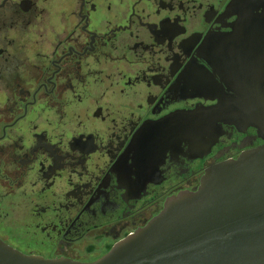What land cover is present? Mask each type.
Masks as SVG:
<instances>
[{
  "label": "flooded vegetation",
  "instance_id": "1",
  "mask_svg": "<svg viewBox=\"0 0 264 264\" xmlns=\"http://www.w3.org/2000/svg\"><path fill=\"white\" fill-rule=\"evenodd\" d=\"M260 106L264 0H0V239L100 260L264 146Z\"/></svg>",
  "mask_w": 264,
  "mask_h": 264
},
{
  "label": "water",
  "instance_id": "2",
  "mask_svg": "<svg viewBox=\"0 0 264 264\" xmlns=\"http://www.w3.org/2000/svg\"><path fill=\"white\" fill-rule=\"evenodd\" d=\"M254 114L264 125L263 107ZM0 264L86 263L28 256L0 239ZM90 264H264V146L212 164L199 189L168 200L145 228Z\"/></svg>",
  "mask_w": 264,
  "mask_h": 264
}]
</instances>
